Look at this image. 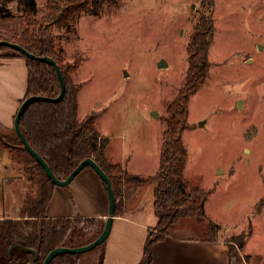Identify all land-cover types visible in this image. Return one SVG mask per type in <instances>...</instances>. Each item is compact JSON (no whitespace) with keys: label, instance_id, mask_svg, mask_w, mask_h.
Wrapping results in <instances>:
<instances>
[{"label":"rangeland","instance_id":"1","mask_svg":"<svg viewBox=\"0 0 264 264\" xmlns=\"http://www.w3.org/2000/svg\"><path fill=\"white\" fill-rule=\"evenodd\" d=\"M47 2L37 0L34 22L17 0H2L0 35L20 36L28 27L49 25L69 67V81L81 85L79 117L96 114L97 127L110 139L107 153L113 163L125 166L122 154H127L132 159L129 169L148 174L154 173L165 142L167 107L186 81L188 44L201 17L210 16V69L190 99L188 126L182 131L190 155L185 175L191 188L213 191L206 211L220 224L216 232L227 248L238 253L243 264H261L264 0H95L92 10L63 27L41 20L48 15ZM163 59L167 65L161 67ZM7 130L3 133L16 131ZM39 179L36 170L25 175L14 154L0 153V202L7 213L19 210L21 191L37 196ZM179 224L204 230H195L199 236L211 235L205 222L184 218ZM252 230L251 249L240 248L239 240ZM1 235L0 264H8L9 246ZM94 251L83 252L78 264H90L87 257ZM30 263L35 264L32 259Z\"/></svg>","mask_w":264,"mask_h":264},{"label":"trees","instance_id":"2","mask_svg":"<svg viewBox=\"0 0 264 264\" xmlns=\"http://www.w3.org/2000/svg\"><path fill=\"white\" fill-rule=\"evenodd\" d=\"M94 1L48 0V15L41 20L54 22L61 27L69 26L82 12L92 10ZM17 2L24 10L27 19L38 22V19H35L38 10L37 0H17ZM1 3L2 0H0V15H3L5 8ZM213 27L210 16L204 14L192 34L188 44L190 65L186 73V81L179 91L180 94L167 107L170 115L165 117L167 128L164 132L165 142L160 152V165L156 173L151 175L134 174L122 163H113L107 153L110 139L102 135L97 127L96 114H89L84 119L79 117L78 91L81 85H75L69 81V67L63 64V57L57 49L49 25L43 24L33 29L28 27L20 36L0 35V40L9 39L37 55L47 54L56 58L61 66L67 83L64 98L55 102L44 100L32 102L26 107L20 122L29 143L49 162L58 177L66 179L85 158L88 156L95 158L112 179L116 194V216H121L127 208L135 206L146 186L151 183L156 184L155 203L160 221L158 233L155 235V232L150 233L151 238L146 248L148 259L151 258L150 248L153 242L164 238L171 230L184 226L185 224H179L184 218L206 223L207 232L211 235L203 234L201 235L203 239L213 241L218 239L216 230L220 224L209 217L206 211V201L213 191L206 192L199 187L189 186L185 170L190 155L182 137V131L188 126L190 99L205 82L210 69L208 59L214 37ZM9 48L11 47L8 45H2L0 52ZM11 49L17 55L26 58L28 86L24 99L30 95L40 94L55 97L60 93L61 81L55 66L43 60L33 59L24 52ZM5 128L0 122V153L9 151L14 154L24 165L25 175L32 170H36L40 175L37 196L23 195L22 204L19 206V216L0 217V234L7 246L10 247L14 242H19L27 248L36 250L39 256L35 264H42L48 252L55 247L60 245L75 247L91 243L104 230L107 220L98 216L80 215L50 217L48 208L54 196L56 184L47 174L44 166L23 145L17 131L9 135L3 133ZM104 184L106 185L105 182ZM189 227L197 232L201 231L193 225ZM246 239L247 234L239 240L240 248L245 245ZM105 242L94 250H100ZM228 248L231 258L237 257V260L242 263L238 253L232 251L230 246ZM32 249L26 250L22 246H14L8 264H31V259L33 260L36 256ZM81 254L61 252L50 264H78ZM260 263L264 264V258Z\"/></svg>","mask_w":264,"mask_h":264},{"label":"crops","instance_id":"3","mask_svg":"<svg viewBox=\"0 0 264 264\" xmlns=\"http://www.w3.org/2000/svg\"><path fill=\"white\" fill-rule=\"evenodd\" d=\"M27 78L25 57L17 55L15 51L0 52V122L7 129L14 128L16 112L27 91ZM122 157L126 168L134 174H154L160 165L159 158L154 173L148 174L143 170L129 169L132 161L130 155L122 154ZM83 170L68 186H56L48 208L50 217L80 215L106 219L109 210L106 185L92 168ZM155 186V183L146 186L136 205L114 218L111 233L103 247L87 257L90 264L94 260L97 264H243L235 257L231 258L223 237L219 236L215 241L206 240L189 226H179L164 238L155 240L150 248L151 258L148 259L146 248L151 238L150 233H158L160 221L155 203ZM21 192L26 194V191ZM19 210L14 209L12 213ZM7 212L8 209L0 202V217L13 215ZM253 230L248 233L242 247L245 250L251 249L249 238L254 235Z\"/></svg>","mask_w":264,"mask_h":264},{"label":"water","instance_id":"4","mask_svg":"<svg viewBox=\"0 0 264 264\" xmlns=\"http://www.w3.org/2000/svg\"><path fill=\"white\" fill-rule=\"evenodd\" d=\"M2 45H6V46L8 45L13 49L24 52L25 54H27L29 57H31L33 59L43 60V61H46L47 63L51 64L52 66H55V68L57 70L59 81H61V91L55 97H50L48 95H42V94L30 95V96L25 97L24 101L19 106V108L16 112L15 120H14V129H16L18 135L20 136L23 145H25L27 147V149L31 152V154L35 157V159L38 160V162L44 166L47 174L51 177V179L56 184V186H58V185L68 186L73 181V179L79 175V173L83 169H85L88 166H92L95 169V171L97 172V174H99L100 177L102 178V180L106 183V189L108 190L109 210H108L107 217H106V220H107L106 226H105L104 230L101 232V234L98 235V237L96 239L92 240L91 243H88V244L78 245L75 247L60 245V247H55V248L51 249L48 252L47 256L44 258V261L42 263V264H50L51 261L57 255H59L61 252L72 253V254L83 253V252L90 251L91 249L96 248L98 245H101L102 243H104L107 240V238L109 237V234L111 233V230H112V227H113V224L115 221L114 218L116 217L117 204H116L115 189H113L112 179H111L110 175L108 173H106V171L101 167V165L97 162V160L95 158L88 156V158H85V160H83L78 166H76L73 169V171L69 174V176L66 179H61L60 177H58L54 173L49 162L47 160H45L44 157L36 151V149L32 146V144L29 143L27 137L23 133V130L21 129V126H20V122H21V119L24 115V111H25L26 107L34 101L44 100V101L55 102V101L62 100L64 98V95L66 94L67 83L64 79V75H63V71L61 69V66L59 65L56 58H53L47 54H44V55L38 54L37 55L33 52L28 51L23 45L19 44L18 42H15V41H12L9 39H7V40L1 39L0 40V46H2ZM159 63H160L161 67H164L167 65V63L164 59L161 60ZM240 105H241V101H240ZM201 124H203V121L201 122ZM16 245L22 246L26 250L32 249L30 247L27 248V247L23 246V244H21L19 242H14L13 245H11L7 250V254H9V260L11 258L10 253H11L13 247ZM32 250L36 254L35 258L33 259V263H35V260L38 258L39 254L37 253L36 250H34V249H32Z\"/></svg>","mask_w":264,"mask_h":264}]
</instances>
